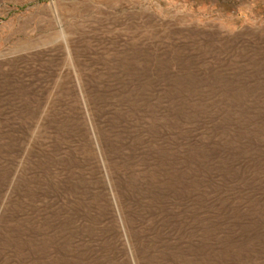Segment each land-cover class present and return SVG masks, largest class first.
Segmentation results:
<instances>
[{
  "label": "rangeland",
  "instance_id": "374dc122",
  "mask_svg": "<svg viewBox=\"0 0 264 264\" xmlns=\"http://www.w3.org/2000/svg\"><path fill=\"white\" fill-rule=\"evenodd\" d=\"M0 264H264V0H0Z\"/></svg>",
  "mask_w": 264,
  "mask_h": 264
}]
</instances>
